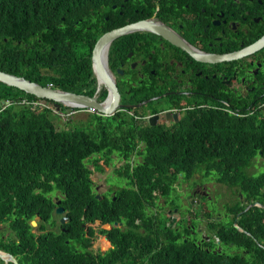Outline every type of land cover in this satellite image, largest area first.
<instances>
[{
	"label": "trees",
	"instance_id": "trees-1",
	"mask_svg": "<svg viewBox=\"0 0 264 264\" xmlns=\"http://www.w3.org/2000/svg\"><path fill=\"white\" fill-rule=\"evenodd\" d=\"M118 2L121 0H0V46L4 49L0 55L10 54L11 41L20 42L16 43L20 49L16 53L26 49L24 60L17 58L16 70H2L43 86L94 96L98 81L91 55L103 33L99 20H104L109 11L114 12L112 6ZM120 10L116 14L121 19ZM94 18L98 19L95 26ZM59 30H64V34L69 31L68 35L74 34L77 39L72 46L61 48L64 53L69 51L57 67L59 58L55 60L52 55L61 50L58 42L52 40L50 46L56 48L54 53L49 49L48 63L54 66L51 72L43 73V36L48 34L55 39ZM90 35L92 40L88 41ZM69 39L72 42V37ZM24 44L34 46L35 53L28 55L29 48ZM2 85L0 99L27 97L30 103L12 100L9 108L0 113V250L13 254L19 264H264V209L245 211L250 203L264 205V165L249 172L256 158L264 164L263 120L248 116L231 124L220 117L212 120L210 130H202L199 141L189 137L179 148H163L139 126L136 116L125 111L110 117L88 113L87 119L72 122L69 130H58L55 120L59 117L53 110L47 105L39 108L32 104L41 99ZM106 97L107 91H103L102 99ZM114 154L126 160L115 173L126 180L127 186L116 190L113 196L105 194L97 199L88 163L104 172L98 155L110 165ZM137 156L144 161L132 165L130 160ZM202 170H207L203 178L214 173L219 183L235 189L236 201L227 208L233 217L220 224L214 221L210 227L222 244H233L228 247L231 250H191L184 243L173 251L167 250L178 234L167 226L168 219L159 211L168 204L171 209L178 207L174 184L181 179L190 181ZM55 192L61 193L59 206L69 218L60 226L51 196ZM165 197L164 206L159 205L158 201ZM244 198L247 203H243ZM36 218L38 231L42 232L37 239L31 226ZM155 219V227L146 232L136 229L141 228L138 221L145 229ZM96 221L131 223L132 228L101 230L100 234L109 235L115 250L97 254L92 248ZM235 221L243 231L235 228ZM46 223L51 227L57 224L58 230L46 231ZM183 229L187 234L190 231ZM0 264L4 262L0 260Z\"/></svg>",
	"mask_w": 264,
	"mask_h": 264
},
{
	"label": "flooded vegetation",
	"instance_id": "flooded-vegetation-1",
	"mask_svg": "<svg viewBox=\"0 0 264 264\" xmlns=\"http://www.w3.org/2000/svg\"><path fill=\"white\" fill-rule=\"evenodd\" d=\"M112 9L114 12L109 11L104 20H99V28L103 32L101 36L127 25L146 22V25L118 37L109 48L107 61L120 96V103L126 106L121 111L136 116L139 126L148 132L149 136L156 138L158 143H162L161 147L179 148V144L187 142L189 137L199 141L202 130H210L212 120L220 117H224L231 124L233 120L238 121L248 116L264 121V44L254 46L264 38V0H121L114 4ZM118 9H121V19L116 14ZM97 20L93 19V26ZM160 23L172 30L173 40L152 31L156 24ZM87 29L90 27L87 26ZM93 31L96 32V29ZM63 32L64 30H59L55 39L48 34L43 36L40 56L44 62L41 64V72H51L53 69L54 64L48 63L52 40L58 42L61 50L65 49V45L72 46L77 39L74 34L69 36V31L66 34ZM69 37H72V42ZM90 40L91 35L88 41ZM3 41L8 42L6 38ZM16 43L20 42L11 41L10 54L0 55V71L4 72L3 68L16 70L14 68L17 58L24 60L26 49L16 53L15 51L20 50ZM24 45L29 47L28 44ZM0 50L4 49L0 46ZM68 51L59 52L56 67L63 64ZM200 52L211 53L222 60L204 61L198 55ZM52 57L56 60L55 55ZM92 69L94 73L93 62ZM2 84L0 82V90L4 89ZM92 88L93 85L89 89ZM103 91H107L108 96L109 89L97 84L96 93L100 101L107 98L102 99ZM10 100L19 101L22 97ZM240 105L245 106L243 108ZM247 105H251L253 109ZM9 106L0 105V113L6 111ZM133 111L137 112V115ZM168 153L174 154L176 151ZM98 157L102 159L101 155ZM112 158L111 163H114V159L116 163L126 161L123 156L119 158L118 154L112 155ZM142 161L144 158L137 156L132 158L130 163L136 165ZM203 181L204 178L195 176L184 185V189H191L189 197L186 194L188 190L183 193L188 205L186 209L180 210V206L173 209L165 207L159 211L168 219L167 226L178 234V238L171 239V251L182 243L191 250L203 249L213 253L223 252L233 245H225L224 250L221 239L210 231V227L214 221L220 224L233 217L229 215L227 208L231 202L236 201L235 189H231V202L223 205L228 214L225 219L220 220L213 215L216 209L211 210V205L206 204H211L213 196L211 197ZM177 184L179 183L174 186ZM125 186L127 183L110 188L108 192L113 196L116 190ZM93 191L96 198L99 196V199H102L105 195L100 194V186H93ZM58 196L62 197L54 196L56 203ZM216 196L218 199L219 195ZM181 199L179 196V201ZM243 203H247L246 198ZM251 204L254 203L248 204V209L258 207H250ZM56 209L55 218L59 226L68 222L67 211L63 213L67 221L62 223V216L56 214ZM153 210L158 213L157 209ZM157 221L158 219H155L147 223L145 229L143 223L138 221L141 228L136 229L146 232L148 228L155 227ZM234 225L243 231L237 221ZM47 228L57 231L58 225L51 227L46 223V231ZM60 228L65 232V229ZM115 228L128 231L132 225L118 221L113 224H101V221H96L93 226V243L96 245L97 240L101 238V241L108 242V245L104 251H96L98 247L94 249L92 245L94 253L106 254L115 250L109 235L100 234L101 230L112 231ZM183 228H188L189 233ZM32 231L37 235L36 239L42 233L35 232V228Z\"/></svg>",
	"mask_w": 264,
	"mask_h": 264
},
{
	"label": "water",
	"instance_id": "water-1",
	"mask_svg": "<svg viewBox=\"0 0 264 264\" xmlns=\"http://www.w3.org/2000/svg\"><path fill=\"white\" fill-rule=\"evenodd\" d=\"M142 25H146V22H139L135 25H127L126 27H121L108 32L101 36L96 43L95 49L93 51L92 62L94 73L97 77L98 86L104 85L106 89H109L108 96L105 100L100 101L97 93L94 96H89L85 94H78L69 91H63L61 89H54L51 86H43L39 83L32 82L22 76H17L14 74H9L0 71V82L8 87H15L26 94H31L40 99H48L55 102L56 108H74V109H94L97 114L101 116L110 117L115 115L118 111L123 110L126 106L120 103V96L115 86V80L109 71L107 56L111 44L121 35L126 34L132 29L140 28ZM155 33L161 36L173 40L172 30L162 23L156 24L152 29ZM264 44V38L259 40L254 44L262 45ZM199 57L204 61L211 62V60L217 61L222 60L221 58H216L211 53L200 52ZM109 103V104H108ZM108 104V105H107ZM107 105V106H106ZM140 106V105H138ZM261 153V152H260ZM99 199V196L97 197ZM60 202H58L59 204ZM258 206L264 209V205L257 203L251 204V206ZM249 209L247 208L246 211ZM65 209L59 207L56 209V214L62 216L61 222L65 223L67 217L63 216ZM31 226L36 228L38 226L37 220L31 222ZM0 260L5 264H19L17 258L10 254L0 250Z\"/></svg>",
	"mask_w": 264,
	"mask_h": 264
},
{
	"label": "rangeland",
	"instance_id": "rangeland-1",
	"mask_svg": "<svg viewBox=\"0 0 264 264\" xmlns=\"http://www.w3.org/2000/svg\"><path fill=\"white\" fill-rule=\"evenodd\" d=\"M55 48L56 47H52V49H51L53 51V53H54ZM32 53L33 54L35 53L34 46H30L28 49V52H27L28 55H32ZM53 55H55L56 58L59 57L58 52L53 54ZM47 104L50 107L55 106V104H53V105H51L50 103H47ZM41 105L44 106L45 102L41 101ZM43 106L39 105V108H42ZM60 116H61V119L59 118V120L58 119L55 120V123L57 125V129L58 130H61V129L69 130L72 122H78L79 120H85V119H87V117L89 115L87 112H80V113H77V114L70 116V117H68V115H66V116L60 115ZM77 124L78 123H75V125H77ZM137 160H139V159L137 158ZM100 164L105 168L104 172L95 171L96 169H94V163H91V162L88 163L89 168L93 171L92 179L94 181V187L100 186V191H99L100 194H109L110 188H113L115 186L119 187V186L125 185V183H126L125 180H123L122 178H119L118 175H116L114 172L115 168H119L123 164L122 162L118 161L116 163V160L114 159V163H110V165H106V160L102 158V159H100ZM263 165L264 164H260V158H256L252 167L249 168V172L251 170H254V168H256L257 166L259 168H261V167H263ZM178 183L179 184L176 185L177 194H178V196H181V198L183 200L182 199L180 201L177 200L176 203H177L178 207L180 206V210H182V209H186L188 207L187 202H185V200H184L185 195H183V193L188 190L186 192V194H187V197H189L190 195H188V193L191 192V189H190V187L185 188V189L183 188L184 185L186 184V182H184L183 180H180ZM203 183L209 189L211 197L213 196V200L212 199L210 200L211 204L209 202H206V204L211 205V210L216 209V211L213 213V215L215 214V216H217V218H220V220L225 219L227 214H228V210L225 209L223 205L225 203L231 202V199H232L231 189H233V188H230L229 186H227L225 184L219 183L213 177H209V178L204 179ZM177 187H179V189ZM55 193L57 195H61L60 192H55ZM216 194L219 195L218 199H217ZM109 196H111V195L109 194ZM165 201H167L166 197L164 199L159 200L158 204L164 205ZM182 201H184V203ZM167 207L170 208V204H168ZM180 210H179V212H180ZM35 232H38V227L35 228ZM107 245H108V242H104L103 240L101 241V238H100L97 240L96 245H95V243L93 244V248L95 249L96 247H98V249L96 251H99V250L104 251L107 249V247H105ZM223 248L225 250L226 246L224 245ZM226 250L230 251L231 248H227Z\"/></svg>",
	"mask_w": 264,
	"mask_h": 264
},
{
	"label": "built area",
	"instance_id": "built-area-1",
	"mask_svg": "<svg viewBox=\"0 0 264 264\" xmlns=\"http://www.w3.org/2000/svg\"><path fill=\"white\" fill-rule=\"evenodd\" d=\"M7 101V102H6ZM5 102H0V105H2V104H4V105H6V106H8V105H11L13 102H12V100H6ZM41 101L42 102H45V105H47L48 106V104H47V102L46 101H44V100H40V101H34V102H32V104H34V105H40V106H43V105H41ZM18 104H30L28 101H26V99H22V100H19V101H16ZM44 105V106H45ZM48 107H50V106H48ZM52 110H53V112L61 119V116L60 115H63V116H66V115H68V117H70V116H73V115H75V114H77V113H80V112H87V113H97L94 109H88V110H84V109H78V110H80V111H76L74 108H68V107H66V108H64L65 109V111L64 110H61V109H63V108H56V106H53V107H50Z\"/></svg>",
	"mask_w": 264,
	"mask_h": 264
},
{
	"label": "clouds",
	"instance_id": "clouds-1",
	"mask_svg": "<svg viewBox=\"0 0 264 264\" xmlns=\"http://www.w3.org/2000/svg\"><path fill=\"white\" fill-rule=\"evenodd\" d=\"M26 48H29V47H26ZM50 49H52V47L50 48ZM1 72H3V71H1ZM5 72V71H4ZM5 73H7V72H5ZM24 99H27V98H24ZM40 99V98H39ZM1 100V99H0ZM6 100H10V99H2V101H0V102H5ZM41 100H46V99H41ZM2 106H4V104H2ZM214 154H216V155H219V152H215ZM120 158V157H119ZM125 162H123V164H124ZM122 164V165H123ZM121 165V166H122ZM120 166V167H121ZM117 168H115L114 169V172H115V170H116ZM206 171L207 170H202L201 172H198V173H196L195 175H194V177L195 176H201L202 178H203V175L206 173ZM215 172V171H214ZM92 174H93V171H92ZM92 174H91V179H92ZM116 175H118L117 173H115ZM214 176H215V174L214 173H212L209 177H213L214 178ZM119 177V176H118ZM193 177V178H194ZM209 177H207V178H209ZM204 179H206V178H204ZM124 180V179H123ZM92 181H93V179H92ZM94 182V181H93ZM125 182H126V180H125ZM57 194L55 193V194H51V196H52V198H53V201H54V203L56 204V206H57V208H59L60 206V204H61V199H62V197H60V196H58V202H60L59 204H58V202L56 203L55 202V199H54V196H56ZM62 196V195H61ZM33 220H37V222L39 223V219H33ZM32 220V221H33ZM31 221V222H32ZM5 226L3 225V226H1V228H4ZM236 227H237V225H236ZM171 248H172V245L171 244H169L168 245V248H167V250H171ZM98 249V248H97ZM3 252H5V251H3ZM6 253H8V252H6ZM11 254V253H10ZM13 255V254H12ZM18 260V259H17ZM19 262V261H18ZM5 264V263H4ZM9 264V263H8Z\"/></svg>",
	"mask_w": 264,
	"mask_h": 264
},
{
	"label": "bare ground",
	"instance_id": "bare-ground-1",
	"mask_svg": "<svg viewBox=\"0 0 264 264\" xmlns=\"http://www.w3.org/2000/svg\"><path fill=\"white\" fill-rule=\"evenodd\" d=\"M150 36H151V35H150ZM108 104H109V103H108ZM108 104H107V105H108ZM107 105H106V106H107Z\"/></svg>",
	"mask_w": 264,
	"mask_h": 264
}]
</instances>
